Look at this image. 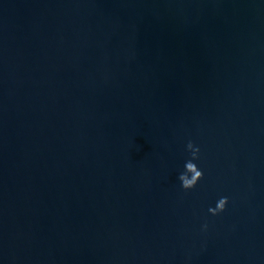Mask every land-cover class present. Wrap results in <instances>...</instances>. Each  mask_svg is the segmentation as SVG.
Returning a JSON list of instances; mask_svg holds the SVG:
<instances>
[{"label":"water","instance_id":"obj_1","mask_svg":"<svg viewBox=\"0 0 264 264\" xmlns=\"http://www.w3.org/2000/svg\"><path fill=\"white\" fill-rule=\"evenodd\" d=\"M0 264H264V0H0Z\"/></svg>","mask_w":264,"mask_h":264},{"label":"clouds","instance_id":"obj_2","mask_svg":"<svg viewBox=\"0 0 264 264\" xmlns=\"http://www.w3.org/2000/svg\"><path fill=\"white\" fill-rule=\"evenodd\" d=\"M187 151L190 153V159L185 161L184 171L178 175V180L184 192L192 191L200 180L203 179V171L198 167L196 161L200 159V148L192 141L186 145ZM229 203L228 197H221L217 201L215 207H209L208 212L211 216L216 217L222 214ZM202 230H207V223L202 226Z\"/></svg>","mask_w":264,"mask_h":264}]
</instances>
